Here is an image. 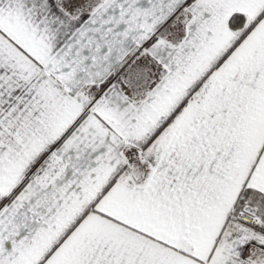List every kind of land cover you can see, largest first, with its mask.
Listing matches in <instances>:
<instances>
[{
    "label": "snow or ice",
    "instance_id": "6c2138e0",
    "mask_svg": "<svg viewBox=\"0 0 264 264\" xmlns=\"http://www.w3.org/2000/svg\"><path fill=\"white\" fill-rule=\"evenodd\" d=\"M0 264H264V0H0Z\"/></svg>",
    "mask_w": 264,
    "mask_h": 264
}]
</instances>
